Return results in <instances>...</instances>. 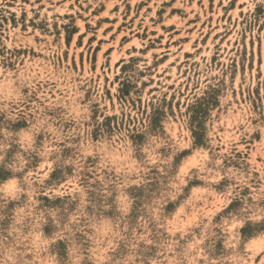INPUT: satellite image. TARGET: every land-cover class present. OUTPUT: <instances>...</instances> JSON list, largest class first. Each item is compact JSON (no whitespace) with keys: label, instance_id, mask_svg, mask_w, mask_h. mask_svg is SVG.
<instances>
[{"label":"rangeland","instance_id":"rangeland-1","mask_svg":"<svg viewBox=\"0 0 264 264\" xmlns=\"http://www.w3.org/2000/svg\"><path fill=\"white\" fill-rule=\"evenodd\" d=\"M0 264H264V0H0Z\"/></svg>","mask_w":264,"mask_h":264}]
</instances>
